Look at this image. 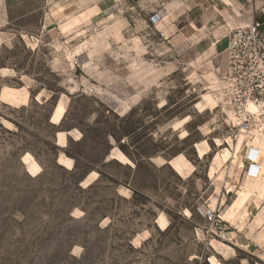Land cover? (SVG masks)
Returning <instances> with one entry per match:
<instances>
[{
	"label": "rangeland",
	"instance_id": "rangeland-1",
	"mask_svg": "<svg viewBox=\"0 0 264 264\" xmlns=\"http://www.w3.org/2000/svg\"><path fill=\"white\" fill-rule=\"evenodd\" d=\"M155 14L140 0H0V264H264L221 238L247 228L264 250V174L245 159L259 148L264 173V144L234 138L220 65L196 73ZM78 46L100 50L99 82L70 59Z\"/></svg>",
	"mask_w": 264,
	"mask_h": 264
},
{
	"label": "crops",
	"instance_id": "crops-1",
	"mask_svg": "<svg viewBox=\"0 0 264 264\" xmlns=\"http://www.w3.org/2000/svg\"><path fill=\"white\" fill-rule=\"evenodd\" d=\"M7 5L15 6L29 0H4ZM146 5V9L160 10L162 16L154 22L148 20V25L158 31L161 41L176 45L181 42L184 48L188 49L184 58L196 69H211L221 65V60L226 55L227 34L237 26L245 25L257 16L264 13V0H140ZM259 10L262 12L260 13ZM156 12V11H155ZM154 12V13H155ZM117 41V40H116ZM83 45V44H82ZM73 49L70 52V59L76 61L83 57L79 67L83 73L99 82L100 71L91 65L92 57H98L100 50ZM67 55V54H66ZM67 57V56H66ZM70 61V60H69ZM68 61L73 71L74 64ZM61 69H64L63 67ZM79 84H82L80 82ZM128 84L129 80H128ZM256 150H258L256 148ZM254 151V150H253ZM259 152V150H258ZM254 153L257 154L256 151ZM260 154V153H259ZM258 174L260 167H253ZM221 202V198H219ZM231 230L227 227L221 238L239 247H251L258 253H264L260 242L256 240L257 231L251 233L237 226ZM247 231V232H246ZM226 235V236H223Z\"/></svg>",
	"mask_w": 264,
	"mask_h": 264
},
{
	"label": "built area",
	"instance_id": "built-area-1",
	"mask_svg": "<svg viewBox=\"0 0 264 264\" xmlns=\"http://www.w3.org/2000/svg\"><path fill=\"white\" fill-rule=\"evenodd\" d=\"M158 15L150 17L154 22ZM216 101L231 115L234 138L264 133V21L253 20L232 28L227 34L226 55L216 69ZM229 117V116H228ZM257 154L250 151L248 174L256 177ZM221 232L219 216L212 218Z\"/></svg>",
	"mask_w": 264,
	"mask_h": 264
},
{
	"label": "bare ground",
	"instance_id": "bare-ground-1",
	"mask_svg": "<svg viewBox=\"0 0 264 264\" xmlns=\"http://www.w3.org/2000/svg\"><path fill=\"white\" fill-rule=\"evenodd\" d=\"M217 86H218V82H217ZM3 96H11V97H14V95L11 93V90L10 89H8V88H4V90H3ZM211 97H212V94H211ZM213 98V97H212ZM214 99V98H213ZM214 101H215V99H214ZM14 102V101H13ZM216 102V101H215ZM58 113H59V111H58ZM226 114H228V116L230 117V119H232L231 118V115L228 113V112H226ZM240 136H244V135H240ZM244 137H246V136H244ZM61 138V137H60ZM246 138H248V139H251L252 137H246ZM252 141H253V143H255L257 146H262L263 144H264V133H256V134H254L253 135V138L251 139ZM250 143H251V141H250ZM249 144V143H248ZM61 145V144H60ZM198 146V145H197ZM250 146H252V144L250 145ZM256 151L257 152V157H256V160H255V162H256V164L258 165V166H260L259 164H258V159H259V153H260V150H259V148H258V150H259V152H258V150H256V149H252V148H250L249 150H247L248 152H247V154H246V156H245V159H246V157L248 156V154H249V152L250 151ZM200 154V153H199ZM60 162V161H59ZM249 165H248V168H247V172H248V169H249V167H250V163L249 162H247ZM177 167H178V165H176ZM180 166V165H179ZM179 168V167H178ZM264 172V171H263ZM262 174H264V173H262V171H261V166H260V171H258V174H257V176L258 175H262ZM248 176V175H247ZM249 176L251 177V178H254V176H251L250 174H249ZM256 176V177H257ZM264 176V175H263ZM262 176V177H263ZM258 178H259V176H258Z\"/></svg>",
	"mask_w": 264,
	"mask_h": 264
}]
</instances>
